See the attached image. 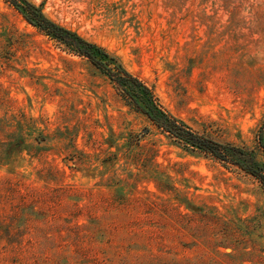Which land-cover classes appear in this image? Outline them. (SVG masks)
<instances>
[{
    "label": "rangeland",
    "instance_id": "obj_1",
    "mask_svg": "<svg viewBox=\"0 0 264 264\" xmlns=\"http://www.w3.org/2000/svg\"><path fill=\"white\" fill-rule=\"evenodd\" d=\"M28 1L264 165V0ZM0 264H264V187L0 0Z\"/></svg>",
    "mask_w": 264,
    "mask_h": 264
},
{
    "label": "trees",
    "instance_id": "obj_2",
    "mask_svg": "<svg viewBox=\"0 0 264 264\" xmlns=\"http://www.w3.org/2000/svg\"><path fill=\"white\" fill-rule=\"evenodd\" d=\"M9 1L31 25L71 51L87 58L96 68L107 74L137 108L187 151L204 153L225 164L239 167L260 180L264 187V165L255 161L252 151L232 144L219 143L194 132L185 123L164 111L157 103L154 93L118 64V60L105 49L54 23L43 15L40 7L28 0Z\"/></svg>",
    "mask_w": 264,
    "mask_h": 264
}]
</instances>
